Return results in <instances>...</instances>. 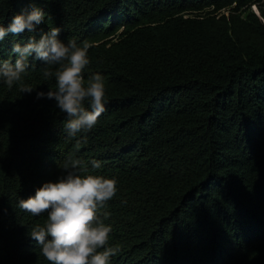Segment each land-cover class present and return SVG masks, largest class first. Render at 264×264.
<instances>
[{"label":"trees","instance_id":"trees-1","mask_svg":"<svg viewBox=\"0 0 264 264\" xmlns=\"http://www.w3.org/2000/svg\"><path fill=\"white\" fill-rule=\"evenodd\" d=\"M34 8L44 23L6 36L0 58L58 27L90 45L106 110L70 138L67 113L37 96L58 66L29 58L30 94L0 80V264H49L29 236L47 213L19 201L69 156L117 182L101 217L112 264H264V0H0V25Z\"/></svg>","mask_w":264,"mask_h":264},{"label":"clouds","instance_id":"clouds-1","mask_svg":"<svg viewBox=\"0 0 264 264\" xmlns=\"http://www.w3.org/2000/svg\"><path fill=\"white\" fill-rule=\"evenodd\" d=\"M44 21L45 14L38 8L19 13L7 27L0 25V42L9 34L35 32ZM60 33V28H52L39 39L30 38L23 46L14 44L15 61L0 58V80L9 88L19 84L22 93L30 94L34 89L23 83L22 75L29 68V58L58 66L54 72L46 68L43 73L46 79L55 77V90L50 88L37 96L55 99L69 117L64 129L74 138L95 127L106 110L105 82L98 73L85 79L90 45H78L75 40L65 43L59 39ZM81 164V160L69 156L60 165L64 175L45 182L34 196L19 201V207L33 216L47 213L46 224H37L29 236L40 246L49 264H112V258L121 251L110 244L111 226L101 218H107L102 210L115 197L117 182L101 175H81ZM92 167L99 169L101 163L92 161Z\"/></svg>","mask_w":264,"mask_h":264},{"label":"rangeland","instance_id":"rangeland-1","mask_svg":"<svg viewBox=\"0 0 264 264\" xmlns=\"http://www.w3.org/2000/svg\"><path fill=\"white\" fill-rule=\"evenodd\" d=\"M252 8L255 9V6L252 5Z\"/></svg>","mask_w":264,"mask_h":264}]
</instances>
